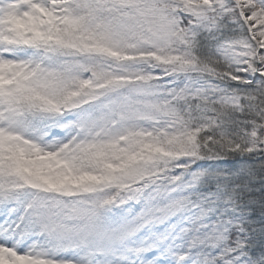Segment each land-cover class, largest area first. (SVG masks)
Instances as JSON below:
<instances>
[{"label":"snow or ice","instance_id":"snow-or-ice-1","mask_svg":"<svg viewBox=\"0 0 264 264\" xmlns=\"http://www.w3.org/2000/svg\"><path fill=\"white\" fill-rule=\"evenodd\" d=\"M0 264H264V0H0Z\"/></svg>","mask_w":264,"mask_h":264}]
</instances>
